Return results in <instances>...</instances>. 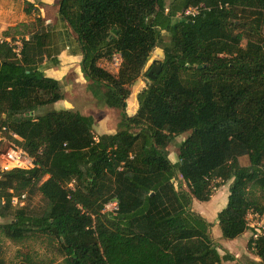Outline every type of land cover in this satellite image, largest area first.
I'll return each mask as SVG.
<instances>
[{
  "label": "trees",
  "instance_id": "1",
  "mask_svg": "<svg viewBox=\"0 0 264 264\" xmlns=\"http://www.w3.org/2000/svg\"><path fill=\"white\" fill-rule=\"evenodd\" d=\"M200 5L197 17L175 18ZM58 18L74 36L68 55L81 57L84 79L119 111L118 130L96 137L92 117L38 114L65 98L43 69L50 59L60 64L50 32L24 37L20 57L0 41V132L35 160L29 171H0L1 235L18 244L46 239L59 264L234 261L220 254L213 224L193 203L231 182L217 217L228 241L250 231V211L264 214V0H60ZM159 48L162 72L129 115L132 87ZM116 53L122 64L112 73L101 62ZM184 134L173 163L168 148ZM34 194L39 210L27 204ZM23 195L25 204L13 205ZM110 202L117 211H105ZM247 249L264 264V233Z\"/></svg>",
  "mask_w": 264,
  "mask_h": 264
},
{
  "label": "rangeland",
  "instance_id": "2",
  "mask_svg": "<svg viewBox=\"0 0 264 264\" xmlns=\"http://www.w3.org/2000/svg\"><path fill=\"white\" fill-rule=\"evenodd\" d=\"M171 1L173 0H167L168 4ZM24 8L26 9L27 6L25 5ZM25 9L21 11V15H24V19L20 20L21 22L17 27L5 32L4 35L0 37L1 41L6 42L5 40L9 38L11 42H13L18 39L22 40L24 37L29 38V35L38 31L42 32L46 30L50 32L52 36L51 43L53 44V53L57 56L60 64L54 66L51 59L45 61L43 67L44 73L49 77L50 75L55 76L64 86V100L50 107L41 109L38 114H44L50 110H70L78 112L82 115L93 118V132L96 137L115 134L120 122L119 111L106 106L102 102V91L95 86H92L84 79L80 68L81 57H71L67 53V47L72 48L73 46L74 36L71 31L66 29L63 23L59 21V0H51L47 5L41 3L39 7L34 8V12L30 16L25 13ZM163 35L165 42L168 43L169 36L166 33ZM162 63L163 61L156 59L154 54L152 55V58L145 69V75L135 84V86L132 87L133 96L131 95V102L127 107V113L129 115H133L138 106V93L146 88L151 82L150 76L155 74ZM101 66L112 73H117L115 67L111 65V61L109 63L107 61H102ZM134 106L135 109H133ZM187 136L188 134H184L177 137L169 146L168 151L173 163L178 161L179 146ZM2 150H4V147L0 149V152ZM240 163L243 166H248L249 160L247 157H243L240 159ZM4 165L5 163L3 159L0 158V171L3 170ZM219 182L221 181H216L215 184H218ZM230 184L231 182L215 188L214 194L209 202L202 203L195 200L193 203V210L213 224V237L220 246V254L222 256L229 254L224 248H228L233 244L231 241L222 238L221 230L217 221L218 213L227 205ZM43 203L40 194H34L27 199V204L34 210H39ZM110 210L112 209L107 210V212H111ZM1 223H3L2 219H0V224ZM250 238V231L245 234V237L240 238L243 247L238 248V255L241 256V259H246L248 262L254 263L253 259H250L249 257V255L254 256V254L247 251V245ZM245 243L246 249H244ZM0 245L5 264H18L25 261L27 258L40 264H49L50 262L59 264L61 262V258L57 256L55 249L44 238L31 239L18 244L7 239L0 233ZM243 249L246 250V253H242L244 251ZM230 263L231 262H224V264Z\"/></svg>",
  "mask_w": 264,
  "mask_h": 264
},
{
  "label": "built area",
  "instance_id": "3",
  "mask_svg": "<svg viewBox=\"0 0 264 264\" xmlns=\"http://www.w3.org/2000/svg\"><path fill=\"white\" fill-rule=\"evenodd\" d=\"M206 9L204 5L190 6L188 8L180 10L176 14V19H193L197 17L202 10ZM168 12V10H166ZM3 42V41H2ZM9 43L17 57H20L22 50V40L18 39ZM122 64V57L119 53H116L112 60L111 65L115 67L118 72ZM13 140H20L16 134H10ZM0 142L4 144V150L0 152V158L3 159L5 165L2 171H9L12 169L20 170H32L35 168V160L28 155L21 147L17 146L14 141L7 140L2 132H0ZM26 196L23 195L21 198H13L12 203L15 206H23L25 204ZM110 210L115 212L118 210L117 202H110L106 205L105 211ZM247 225L251 232L252 247L255 248L256 243L260 236L264 233V214H260L255 211H250L247 216Z\"/></svg>",
  "mask_w": 264,
  "mask_h": 264
},
{
  "label": "crops",
  "instance_id": "4",
  "mask_svg": "<svg viewBox=\"0 0 264 264\" xmlns=\"http://www.w3.org/2000/svg\"><path fill=\"white\" fill-rule=\"evenodd\" d=\"M50 2L51 0H0V37L3 36L5 32L10 31L14 29L15 27H17L18 24L21 22L20 20L24 19L23 18L24 15L23 14L21 15V11L25 9L24 8L25 5L27 6V8H30L32 10L30 14H27L26 13L27 8L25 9V13L28 16H30L33 14L34 8L39 7L41 3L47 5ZM9 40L10 39L7 38L5 41H9ZM71 57H74V56H71ZM76 57H80V56H76ZM50 77L58 80V78H56L55 76L50 75ZM130 100L131 98L129 99V103H128L129 105L131 102ZM133 109H135V106L133 107ZM242 237H245V234ZM240 238L231 241L233 244H231L230 247L224 248L226 251H228V253L231 256L234 257V261H231L230 264H259L260 261L255 256L249 255L250 259H253L254 261V263H251V262H248L246 259H241V256L238 255L239 253L238 248L243 247V244L241 243L242 241ZM244 249H246V243H245ZM242 253H246V250H244Z\"/></svg>",
  "mask_w": 264,
  "mask_h": 264
},
{
  "label": "water",
  "instance_id": "5",
  "mask_svg": "<svg viewBox=\"0 0 264 264\" xmlns=\"http://www.w3.org/2000/svg\"><path fill=\"white\" fill-rule=\"evenodd\" d=\"M154 57L160 61H163L164 62V59H165V54H164V51L161 50V49H158L155 51L154 53ZM162 66L160 65L158 67V70L155 72V74H152L150 77L152 80H156L157 76L161 74L162 72Z\"/></svg>",
  "mask_w": 264,
  "mask_h": 264
}]
</instances>
